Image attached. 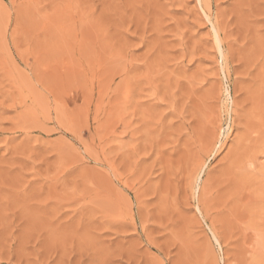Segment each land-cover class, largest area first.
Wrapping results in <instances>:
<instances>
[{
  "label": "rangeland",
  "instance_id": "1",
  "mask_svg": "<svg viewBox=\"0 0 264 264\" xmlns=\"http://www.w3.org/2000/svg\"><path fill=\"white\" fill-rule=\"evenodd\" d=\"M0 264H264V0H0Z\"/></svg>",
  "mask_w": 264,
  "mask_h": 264
},
{
  "label": "bare ground",
  "instance_id": "2",
  "mask_svg": "<svg viewBox=\"0 0 264 264\" xmlns=\"http://www.w3.org/2000/svg\"><path fill=\"white\" fill-rule=\"evenodd\" d=\"M207 16H208V15H207ZM211 26H212V28H213V31H214L215 37H216V39L218 40V36H219L218 28H217V26H216L213 22L211 23ZM217 43H219V40L217 41ZM218 52H219L220 56H223V52H222L221 47H220L219 45H218ZM221 69L223 70V67H221ZM225 92H226V95H228L227 97H230L228 89H225ZM230 98H231V97H230ZM230 102H232V98H231V101H230ZM118 210H119V211H120V210H121V211L124 210L128 216L130 215V211H129L128 207H127V209H126L124 206H119V207H118ZM213 238H214V240H215L216 242H218V239H217V237H216L215 234H213Z\"/></svg>",
  "mask_w": 264,
  "mask_h": 264
}]
</instances>
